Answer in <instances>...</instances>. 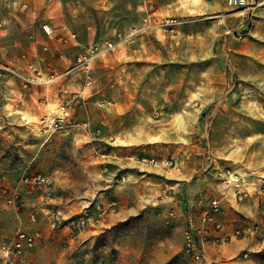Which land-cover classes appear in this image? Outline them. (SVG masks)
Here are the masks:
<instances>
[{
    "label": "rangeland",
    "instance_id": "obj_1",
    "mask_svg": "<svg viewBox=\"0 0 264 264\" xmlns=\"http://www.w3.org/2000/svg\"><path fill=\"white\" fill-rule=\"evenodd\" d=\"M103 42L118 46L95 61L86 88L84 74L70 72L80 52ZM3 67L31 81L69 73L55 79L60 101L50 109L60 116L69 105V118L89 120L95 135L36 137L18 124L11 139L0 127V175L54 178L56 209L99 220L110 209L92 202L103 178L95 162L112 149L124 156L113 172L124 182V220L78 249L54 229V264H188L169 209L171 176L180 172L164 162L184 158V173L215 164L264 174V0H0ZM257 255L264 260V251Z\"/></svg>",
    "mask_w": 264,
    "mask_h": 264
},
{
    "label": "crops",
    "instance_id": "obj_2",
    "mask_svg": "<svg viewBox=\"0 0 264 264\" xmlns=\"http://www.w3.org/2000/svg\"><path fill=\"white\" fill-rule=\"evenodd\" d=\"M76 73L79 72L72 70L70 72L72 75H76ZM81 73L83 74V72ZM22 75L23 78L19 79L0 71V78H2L0 79V104L4 106V112L0 114L4 116V118L0 116V127L8 128L6 134L11 139H14L17 133L13 126L18 124L27 126L28 128L30 126L31 133L29 134H33L36 137L62 134L70 135L74 138H88L95 135V132L86 128L90 124L89 120L82 121L68 118L61 129L51 128V122L58 116L54 110L50 109V106L60 101V95L55 90L54 81L66 74L54 72L52 75L49 74L51 76L50 79L48 77L47 81H45L44 77L33 78V82L27 85V87L25 86V81L29 80V78L24 73ZM66 76H69V73ZM98 105L104 107L105 103L99 101ZM84 127L85 131L83 132L71 130V128L80 129ZM37 128L40 130H37ZM107 137L114 138L113 136ZM100 157L102 160L99 159ZM97 159L99 161L95 163L102 166L100 168L96 167V169L101 170L100 174L103 178L102 181L100 180L101 182L99 178H96V182H100L98 186H101L102 189L99 197L95 200L93 199L92 202L96 205L106 204L110 212L99 220L94 218L90 224L86 225L80 231L72 230L68 223L53 226L55 218H61L64 221L71 219V217H66L59 209L54 207V204L58 203L53 196L55 191L54 178L49 177V185L39 189L30 185L20 184L14 175L15 173L12 171L0 175H8V187L11 191L15 190L22 196V204L18 207L7 204L0 196V207L7 210L3 214L0 212V243L11 239L19 232H41V238L35 247L27 251L21 257L18 264H54L53 256L58 253L56 251L58 250L56 249L57 246L53 243L54 239H58V236H56L58 230L54 229H63V233L68 238L70 244L69 248L78 249L82 241L90 240L91 242L95 236L107 232L124 220L126 215L125 211H120L121 208L118 206L121 203L119 189L124 182L118 181L116 183L114 181L117 172L123 169L121 162L124 160V156L119 154V150L112 149L111 152L103 153ZM180 166V169L168 168L180 172V174H172L171 176V180L175 185L170 187V189L175 191L173 192L174 197L170 198L169 201H174L175 203L169 209L172 212H177L176 216L178 218L173 219V221L182 228V245L187 219L178 212L183 205L191 203L200 194L207 193L213 197L222 199L223 210L218 216V222L224 227L223 236L230 237L231 241L221 246H210L207 249V260L204 264H264V260L257 255L264 251V194L251 189L249 198L244 201H238L232 193V190L223 182L226 176L222 170L225 168L217 167L215 164H210L209 166L200 165L191 170L194 173H184L186 166L184 158H181ZM156 168L160 169V167ZM166 169L167 167L162 168V171ZM232 170L242 176L255 177L256 180L260 178L264 179V174H259L260 171H249L242 168H232ZM114 171L117 172L114 174ZM162 171L157 172L161 173ZM2 183L3 181L0 179V186ZM165 193H167V190H164ZM169 194L172 193L170 192ZM164 196L165 198L162 202L168 204V196ZM155 197L152 196V200L147 199V201L152 202ZM166 207L168 208V206ZM94 211L92 212L94 213ZM32 215L37 217V222L31 220ZM244 227H249L250 229L255 227L258 229L244 237L235 239L234 234L236 230ZM69 248L67 247L64 251L67 252ZM246 252L249 254L248 258L243 257V254ZM65 255L67 253L60 254L59 262ZM0 260L2 261L1 264H7L2 257H0Z\"/></svg>",
    "mask_w": 264,
    "mask_h": 264
},
{
    "label": "built area",
    "instance_id": "obj_3",
    "mask_svg": "<svg viewBox=\"0 0 264 264\" xmlns=\"http://www.w3.org/2000/svg\"><path fill=\"white\" fill-rule=\"evenodd\" d=\"M44 31L47 35L53 34V29L49 26H44ZM75 38L74 35L71 36ZM118 46L115 42H103L96 43L89 48H85L76 57L72 71L83 72V83L86 88L93 86L95 80L92 76V68L95 61L100 57H106L108 53L115 50ZM2 71L12 77L19 76V74L10 67H3ZM20 77V76H19ZM31 80L26 81V87ZM61 115L51 122V128L56 129L62 126L67 118L71 115V107L61 106ZM143 163L154 161H148L146 158L142 159ZM165 166L170 168H179L180 162L177 158H171L164 162ZM226 176L223 180L224 184L232 190V193L238 201H244L250 197L251 189L255 192L264 193V179L256 180L255 177L242 176L236 173L230 168L222 170ZM16 178L20 184L30 185L35 188H45L49 185L50 179L44 175L28 176L25 173H18ZM8 175H2L3 181L0 186V196L5 202L13 207H18L22 204V196L19 192L8 187ZM223 201L221 198L213 197L210 194L202 193L192 200L191 203L183 205L179 210L181 216L186 217V225L184 229V242H183V255L188 264H204L206 262L207 249L210 246H221L231 241L230 237H224V227L218 222V216L222 213ZM106 212V210H100V212ZM172 215L176 216L177 212H172ZM95 218L93 215H79L75 218H71L68 221H64L61 218H55L53 226L62 225L68 223L72 230L80 231L86 225L90 224ZM33 222H37L35 215L31 216ZM258 228L244 227L236 230L234 237L240 238L249 234L250 232L257 231ZM41 238L40 231L34 232H19L11 239L5 240L0 243V257H2L7 264H18L21 257L29 250L33 249ZM244 258H248L249 254L246 252L243 254ZM222 264V263H214Z\"/></svg>",
    "mask_w": 264,
    "mask_h": 264
}]
</instances>
